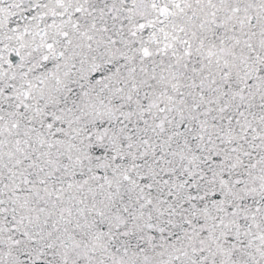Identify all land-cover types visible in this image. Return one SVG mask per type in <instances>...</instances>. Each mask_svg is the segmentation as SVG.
Returning a JSON list of instances; mask_svg holds the SVG:
<instances>
[{
    "label": "snow or ice",
    "instance_id": "6c2138e0",
    "mask_svg": "<svg viewBox=\"0 0 264 264\" xmlns=\"http://www.w3.org/2000/svg\"><path fill=\"white\" fill-rule=\"evenodd\" d=\"M0 264H264V0H0Z\"/></svg>",
    "mask_w": 264,
    "mask_h": 264
}]
</instances>
